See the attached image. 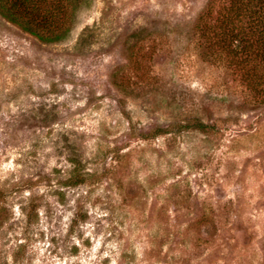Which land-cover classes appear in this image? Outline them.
<instances>
[{
	"label": "rangeland",
	"instance_id": "1",
	"mask_svg": "<svg viewBox=\"0 0 264 264\" xmlns=\"http://www.w3.org/2000/svg\"><path fill=\"white\" fill-rule=\"evenodd\" d=\"M208 2L0 14V264H264V111L199 58Z\"/></svg>",
	"mask_w": 264,
	"mask_h": 264
},
{
	"label": "trees",
	"instance_id": "2",
	"mask_svg": "<svg viewBox=\"0 0 264 264\" xmlns=\"http://www.w3.org/2000/svg\"><path fill=\"white\" fill-rule=\"evenodd\" d=\"M76 4L77 0H0V14L36 39L52 42L67 33ZM194 36L199 58L224 69L247 93L238 108L264 111V0H209ZM212 128L198 120L181 127L202 132Z\"/></svg>",
	"mask_w": 264,
	"mask_h": 264
}]
</instances>
